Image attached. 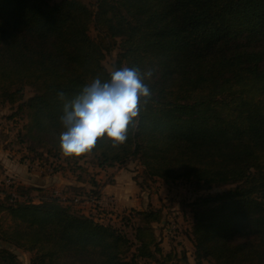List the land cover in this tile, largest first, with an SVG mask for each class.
<instances>
[{
  "label": "trees",
  "instance_id": "trees-1",
  "mask_svg": "<svg viewBox=\"0 0 264 264\" xmlns=\"http://www.w3.org/2000/svg\"><path fill=\"white\" fill-rule=\"evenodd\" d=\"M108 41L118 48L114 71L138 68L151 95L124 144L100 138L91 152L65 156L64 105L94 78L110 79ZM5 106L24 119L16 138L30 167L53 174L51 160L63 158L80 179L84 158L99 170L135 160L139 186L190 185L194 198L182 208L195 264H264V0H95L93 9L82 0H0ZM33 192L40 202L24 198ZM163 220L161 207L131 209L126 232L14 182L0 187V264H24L13 249L31 254L29 264H162L172 259L153 228Z\"/></svg>",
  "mask_w": 264,
  "mask_h": 264
},
{
  "label": "rangeland",
  "instance_id": "rangeland-1",
  "mask_svg": "<svg viewBox=\"0 0 264 264\" xmlns=\"http://www.w3.org/2000/svg\"><path fill=\"white\" fill-rule=\"evenodd\" d=\"M82 1L87 6H90V8H95V0ZM89 35L95 42L104 45V40H102V38H98V31L94 25L90 26ZM108 43V48L105 50L104 65L108 71L112 72L114 71L113 61L118 48L113 42L108 41ZM30 93V89L27 88L26 96H28ZM12 111L13 109L9 106L0 107V153L7 154V158L12 162L15 160L18 164L23 163L24 165H26L25 161H30V159L24 157L27 156L26 151H21V149H23L24 147L18 145V140L16 138V134L18 131H20L24 119L18 117L15 120L11 119L10 117L13 114ZM51 162L53 163L52 167H57L56 170L58 172H68L72 174V172H70L63 166L65 165L63 158L51 160ZM80 164H82L87 170L86 172H82L80 179L83 178L84 175H87L90 185H92L91 182L97 184L95 177L97 175L96 172L100 171V168L91 166L88 157L80 160ZM127 169L129 172L126 171L127 173H122V175L117 179V182L114 184V191H116L118 199L120 198L119 201L121 200L123 202V205L126 208H129L131 201H134L135 199H144L145 197L146 201L143 204H139L136 208H143L145 206H147V208H158L157 206H160L163 211L164 219L167 215H175L176 219L179 222L177 227L182 230V235L179 237L173 235L175 239L172 238L170 240L171 245L169 244L168 247L166 245L165 247L167 248H164V253L166 254L169 251L170 246H174L175 256H173L171 261L160 258V262L162 264H195L193 260V248L191 245V241L187 235L191 222L189 221L188 215L186 214V210L182 209V205L186 202V200H184L182 196H180L181 198H179L177 193V191H179L181 193H185L187 196L188 194H191L193 199L194 194L192 193L190 185L181 181L166 184L159 180H156L155 182L144 181L143 183H141V186H138L137 182L142 181L141 173L143 171V168L141 166H138L135 160H132ZM88 170L90 172H88ZM73 176L76 177L75 175ZM162 190H165L164 195L160 194ZM217 191H219V189L216 188H212L211 190L203 189L199 191V194H213ZM135 222L136 220H133V223ZM153 228L156 235L161 238L162 226L154 225ZM125 231L131 232L128 228H126ZM168 243L169 241L167 240V244ZM13 250L16 253L19 261L23 262L24 264H29L31 254L16 249ZM183 258H185V260H183ZM149 264L157 263L150 262Z\"/></svg>",
  "mask_w": 264,
  "mask_h": 264
},
{
  "label": "clouds",
  "instance_id": "clouds-1",
  "mask_svg": "<svg viewBox=\"0 0 264 264\" xmlns=\"http://www.w3.org/2000/svg\"><path fill=\"white\" fill-rule=\"evenodd\" d=\"M145 73L144 76H149ZM61 97L64 93H59ZM151 90L138 68L123 66L112 71L110 79L99 77L82 88L64 105L59 148L65 156L78 157L91 152L100 138L115 147L126 142L129 126L138 116L141 97Z\"/></svg>",
  "mask_w": 264,
  "mask_h": 264
},
{
  "label": "crops",
  "instance_id": "crops-1",
  "mask_svg": "<svg viewBox=\"0 0 264 264\" xmlns=\"http://www.w3.org/2000/svg\"><path fill=\"white\" fill-rule=\"evenodd\" d=\"M128 165H126L125 168L122 169L115 176L112 184L107 185L104 188L103 190L104 195H115L118 198L116 191H114L115 188L114 184L117 182V179L122 175V173H127L126 171H128L127 169ZM45 170L46 168H37V166L30 167L29 165H24L23 163L18 164L16 163L15 160L12 162L7 158V154L0 153V178L5 175H10L11 177H13V181L18 185L42 187L44 189V193L46 194V196L50 195L58 198L71 197L73 195H79L81 193H85L87 190L91 188L87 175H84L83 178L79 179L78 177H74L73 176L74 174L72 175L71 173L68 172H55L52 174V172L45 173L46 172ZM88 172L90 171L88 170ZM96 174L97 175L95 177V180L97 181L99 186H103L104 178L102 176L104 175V171L102 170L97 171ZM164 191L165 190H162L160 194L164 195L165 194ZM53 193H55V195ZM24 198L32 199L33 203L40 202V197L37 192H33L29 197H24ZM145 201H146L145 197L144 199H135L134 201H131L129 208H126L121 200L119 201V203L124 210L130 212L131 209H136L138 211L146 210L147 206L143 208L142 207L136 208L139 204H143ZM186 214L188 215L189 218L188 212H186ZM134 225H136V222ZM165 246L163 247V251L164 248H167ZM168 252H172L171 258H173V256H175L174 246H170Z\"/></svg>",
  "mask_w": 264,
  "mask_h": 264
},
{
  "label": "built area",
  "instance_id": "built-area-1",
  "mask_svg": "<svg viewBox=\"0 0 264 264\" xmlns=\"http://www.w3.org/2000/svg\"><path fill=\"white\" fill-rule=\"evenodd\" d=\"M26 165H29L28 161H25ZM122 168L115 167L114 169L109 170H102L104 171V175L102 176L104 178V184L103 186H99L97 183V187H91L89 190H87L85 193H81L79 195H73L71 197H56L60 200L63 204H69L73 205L77 211H79L81 214L92 218L94 221L99 222L103 225H110L114 228H121L123 227V218L127 215H129V212L124 210L120 203L118 198L115 195H104L103 190L107 185H110L113 183V180L115 176L122 170ZM46 171V172H45ZM43 171L45 173H51L52 169L46 168V170ZM13 177L11 176H3L0 178V187L3 185H11L13 184ZM178 197L181 198L182 196L184 200H186V203L190 202L192 200L191 194H188V196L185 193H181L177 191ZM55 195V193H53ZM14 198H18L16 194H12ZM183 209V208H182ZM186 212L188 210L185 208ZM189 216L190 213L188 212ZM190 218V217H189ZM178 220L176 219L175 215H167L166 218L162 221V235L160 238V246L163 248L167 244V240L169 241V237L175 238L173 235H176L177 237L180 236L177 233L178 229ZM125 230V229H124ZM182 235V231H181Z\"/></svg>",
  "mask_w": 264,
  "mask_h": 264
}]
</instances>
